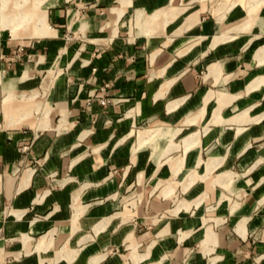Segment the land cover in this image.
Listing matches in <instances>:
<instances>
[{
	"label": "crops",
	"instance_id": "crops-1",
	"mask_svg": "<svg viewBox=\"0 0 264 264\" xmlns=\"http://www.w3.org/2000/svg\"><path fill=\"white\" fill-rule=\"evenodd\" d=\"M42 5L0 24V264H264V0Z\"/></svg>",
	"mask_w": 264,
	"mask_h": 264
},
{
	"label": "rangeland",
	"instance_id": "rangeland-1",
	"mask_svg": "<svg viewBox=\"0 0 264 264\" xmlns=\"http://www.w3.org/2000/svg\"><path fill=\"white\" fill-rule=\"evenodd\" d=\"M43 2H44V0H0V7H1L0 24H1V27H2V25L5 26L9 22H12V19L8 23H6V22L3 21V13L4 12H9L6 9L7 7L5 5H7L10 8V10H11V8L14 9V10H17L18 7L25 6L27 4L29 6H31L30 8H31V10L33 12V15H32V18H31L32 21L27 22V20H28L27 18H22L23 23L21 25H19V26L13 25L12 28L7 26V27H4V28H8V29H12V30L15 29V31H19V30L23 29L26 26L27 27L28 26L35 27V25H37V22H38L39 17L41 16L40 11L42 9H45V7L42 5ZM3 4H5V5H3ZM43 15H44V18L46 19V12H44ZM1 17H2V23H1ZM12 18H13V16H12ZM8 95H11V93L8 92ZM8 95H6V96H8ZM4 97H3L2 100H4ZM12 116H14V115H12ZM144 130H147V129H144ZM139 132H144V131H139ZM155 133H157V131H154L152 133V135H154Z\"/></svg>",
	"mask_w": 264,
	"mask_h": 264
},
{
	"label": "bare ground",
	"instance_id": "bare-ground-1",
	"mask_svg": "<svg viewBox=\"0 0 264 264\" xmlns=\"http://www.w3.org/2000/svg\"><path fill=\"white\" fill-rule=\"evenodd\" d=\"M22 11V10H21ZM12 19V14L10 12L3 13V21L8 23Z\"/></svg>",
	"mask_w": 264,
	"mask_h": 264
},
{
	"label": "built area",
	"instance_id": "built-area-1",
	"mask_svg": "<svg viewBox=\"0 0 264 264\" xmlns=\"http://www.w3.org/2000/svg\"><path fill=\"white\" fill-rule=\"evenodd\" d=\"M101 103L105 104L106 103V99L101 100Z\"/></svg>",
	"mask_w": 264,
	"mask_h": 264
}]
</instances>
